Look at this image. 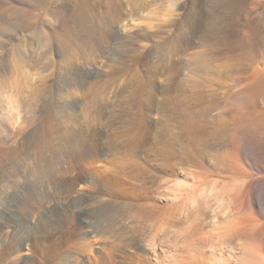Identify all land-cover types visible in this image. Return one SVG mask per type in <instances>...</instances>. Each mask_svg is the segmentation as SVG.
I'll return each instance as SVG.
<instances>
[{
    "label": "rangeland",
    "instance_id": "1",
    "mask_svg": "<svg viewBox=\"0 0 264 264\" xmlns=\"http://www.w3.org/2000/svg\"><path fill=\"white\" fill-rule=\"evenodd\" d=\"M201 1L0 0V67L12 69L0 70V264H255L234 227L241 179L218 155L221 123L195 105L216 87L189 11ZM88 160L73 219H15L6 199L36 193L32 173L48 185ZM88 238L104 244L91 259Z\"/></svg>",
    "mask_w": 264,
    "mask_h": 264
},
{
    "label": "bare ground",
    "instance_id": "2",
    "mask_svg": "<svg viewBox=\"0 0 264 264\" xmlns=\"http://www.w3.org/2000/svg\"><path fill=\"white\" fill-rule=\"evenodd\" d=\"M170 4L173 5L174 0H170ZM189 11L201 15L200 25L204 27L201 64L216 84L212 88V83L203 95L195 97V105L203 119L212 122L215 118L212 112L215 111L221 123L220 135H216L226 143L218 155L227 164L226 168L241 179L232 201L235 214L233 226L238 237H244L248 245L256 248L255 264H264V222H258L259 225L254 223L259 219L264 220V176H254L260 166L264 169V0H202L199 8L191 5ZM0 70L5 76L12 72L6 64L1 65ZM3 135L5 132L0 129V137ZM206 138L201 137L198 144L203 145L216 136L210 138L206 135ZM189 152L185 153V158L192 156L201 160L200 152ZM252 155L260 163L254 162L250 157ZM84 164V173H79L78 165L71 163L67 169L60 171L59 178L51 179L48 185H44L41 178L32 173L37 192L31 191L27 184L21 187L22 190L16 188L6 199L18 210L15 219L32 222L43 212L58 208L64 214L69 211L66 217L73 219L75 213L72 208L80 200L84 183L96 171L92 161ZM32 207H47V210L41 209L35 213ZM92 232L100 231L95 229ZM90 239L81 241L88 259H91L94 248L96 252L104 248L102 242H94V245V240ZM22 244V256H25L29 254L28 243L25 240ZM135 248H140V245Z\"/></svg>",
    "mask_w": 264,
    "mask_h": 264
}]
</instances>
